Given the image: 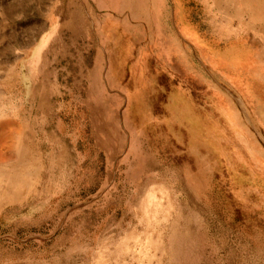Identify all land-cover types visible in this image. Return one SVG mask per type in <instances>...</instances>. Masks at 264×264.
Returning <instances> with one entry per match:
<instances>
[{"label": "rangeland", "instance_id": "rangeland-1", "mask_svg": "<svg viewBox=\"0 0 264 264\" xmlns=\"http://www.w3.org/2000/svg\"><path fill=\"white\" fill-rule=\"evenodd\" d=\"M0 117V264H264V0H0Z\"/></svg>", "mask_w": 264, "mask_h": 264}, {"label": "bare ground", "instance_id": "bare-ground-1", "mask_svg": "<svg viewBox=\"0 0 264 264\" xmlns=\"http://www.w3.org/2000/svg\"><path fill=\"white\" fill-rule=\"evenodd\" d=\"M20 127L8 117L0 121V204L13 199L20 186L29 187L35 175L29 167L34 156L30 145L19 135Z\"/></svg>", "mask_w": 264, "mask_h": 264}]
</instances>
